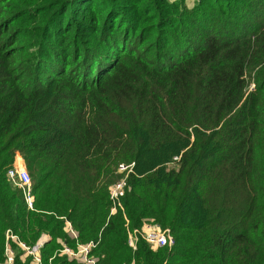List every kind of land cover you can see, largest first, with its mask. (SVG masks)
Wrapping results in <instances>:
<instances>
[{
    "label": "trees",
    "instance_id": "16d2710c",
    "mask_svg": "<svg viewBox=\"0 0 264 264\" xmlns=\"http://www.w3.org/2000/svg\"><path fill=\"white\" fill-rule=\"evenodd\" d=\"M147 222L171 251L129 246ZM8 231L42 264H264V0H0V264Z\"/></svg>",
    "mask_w": 264,
    "mask_h": 264
},
{
    "label": "built area",
    "instance_id": "2783aa9c",
    "mask_svg": "<svg viewBox=\"0 0 264 264\" xmlns=\"http://www.w3.org/2000/svg\"><path fill=\"white\" fill-rule=\"evenodd\" d=\"M20 156H18L19 158ZM21 158V157H20ZM23 168L26 167L23 165ZM21 167L19 165L13 167L8 172V177L11 181L15 183L16 186L21 188L25 192L26 202L30 209L33 210V204L35 198L32 194V183L28 170L26 169V178H23ZM135 169V164H122L119 166L118 172L122 175H130L133 173ZM125 178H122L117 184L112 187L111 190V200L115 207L112 209V212L117 210V206H120L121 197L124 194L125 187L127 185ZM122 206V204H121ZM120 206V207H121ZM66 230L77 239V233L73 229L72 224L70 222H66ZM141 237L145 242L151 247L155 249H167L171 251L175 246V238L170 229H161L160 226L153 222L144 223L140 229H135L132 232H129L128 244L129 246L136 251L138 248V238ZM9 240L15 241L28 255H31L34 258L35 264H42L41 252L40 248L44 245L45 237L42 239L40 243L36 246L30 248L27 247L24 243H22L18 237H16L11 231L7 232V243L5 248V256L6 260L3 264H14L15 252L12 249ZM47 242V241H46ZM95 248V245L91 242L88 245H78V249L76 251L72 250L68 246H64L61 251L62 254L69 257V259H79L83 261L85 264H96L97 260L95 257L91 256L92 250Z\"/></svg>",
    "mask_w": 264,
    "mask_h": 264
},
{
    "label": "rangeland",
    "instance_id": "374dc122",
    "mask_svg": "<svg viewBox=\"0 0 264 264\" xmlns=\"http://www.w3.org/2000/svg\"><path fill=\"white\" fill-rule=\"evenodd\" d=\"M188 4H189L190 7H192V2H188ZM18 156H20L21 158H20V157L18 158ZM18 159H20V161H22V162H23V165L26 167V163H25L24 157H23L20 153H18V154L16 155L14 165L17 166ZM124 164H126V163H124ZM130 164H131V163H130ZM26 169H27V167H26ZM27 170H28V169H27ZM120 176H121L120 180H121L122 178H125L126 181H128V179H129V175H125V176H124V175H121V174H120ZM112 204H113V203H112ZM121 204H122V201L120 202V206H121ZM120 206L118 205V206H117V209H119ZM114 207H115V205L113 204V205H112V208H114ZM156 224H157V223H156ZM44 237H45V239H47L46 241H48V240L50 239L49 236L44 235V236H42V238L38 241V243H40ZM46 241H45V243H46ZM38 243H37V244H38ZM45 243H44V244H45Z\"/></svg>",
    "mask_w": 264,
    "mask_h": 264
},
{
    "label": "bare ground",
    "instance_id": "6f19581e",
    "mask_svg": "<svg viewBox=\"0 0 264 264\" xmlns=\"http://www.w3.org/2000/svg\"><path fill=\"white\" fill-rule=\"evenodd\" d=\"M17 165H19V167L22 168L21 171H22V176H23V178H26V169L23 168V162L20 161V159H18V163H17ZM31 180H32V179H31Z\"/></svg>",
    "mask_w": 264,
    "mask_h": 264
}]
</instances>
